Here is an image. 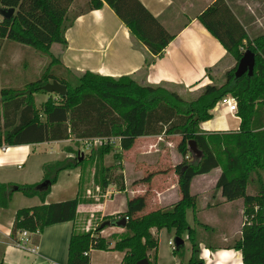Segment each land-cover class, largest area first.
I'll list each match as a JSON object with an SVG mask.
<instances>
[{"label":"trees","instance_id":"1","mask_svg":"<svg viewBox=\"0 0 264 264\" xmlns=\"http://www.w3.org/2000/svg\"><path fill=\"white\" fill-rule=\"evenodd\" d=\"M76 0H0V7H13L8 17L0 16V38L10 39L32 47L50 56L42 73L22 87L0 88V143L61 139L69 134L75 138H108L118 136L119 147L125 148L132 138L140 134H178L175 144L181 159L175 163L178 198L166 207H155L136 214L144 207L142 194L126 197V209L116 217L126 216L124 230L111 248L123 250L122 264H135L142 257L155 264L157 238L150 227L173 228L178 236L184 230L192 239L185 219V209L195 203L189 192L191 177L219 167L214 187L225 200L243 198L245 222L240 234L232 240V247L241 249L243 264H264V192H248L254 174L264 169V35L249 38L243 24L225 0H212L197 14L199 21L232 53L235 62L225 71L223 82L212 79L196 88L197 94L186 99L163 82L139 83L131 74L110 76L88 70L78 74L63 73L59 60L49 49L51 42L65 44L63 32L77 11L99 7L105 2L128 28L129 34L145 45L151 55L161 52L172 34L160 24L139 0H86L82 7L70 13ZM78 1V0H77ZM244 39H246L244 41ZM254 51L255 62L251 73L235 76L242 49ZM150 61L144 58L146 65ZM210 67H206L209 78ZM47 79H56L66 86L63 95L47 97L39 107L34 104L33 93L42 88ZM46 92V91H45ZM224 94H231L237 103L240 127L236 131H202L198 123L210 117L209 109ZM193 139L199 150L196 155L188 150L187 140ZM107 140L90 148L89 155L101 159L109 151ZM117 156L118 154H114ZM186 155V156H185ZM83 156L50 160L42 164V177L47 184L38 182L15 183L0 181V207L7 206L13 190L24 195H37L40 203L15 209L9 235L17 229L37 232L44 225L73 219L81 194L62 200L43 202L49 185L60 169L80 166ZM81 168V166H80ZM112 165L95 167L92 180L104 187L110 179L122 188L121 174H109ZM257 207L255 208V206ZM114 217L104 216L105 219ZM95 231L72 229L67 243L66 264H89L88 249L104 248L107 241ZM182 243L174 246L177 253ZM196 244L191 240V257L186 264L201 261L196 256ZM0 264H3L0 261Z\"/></svg>","mask_w":264,"mask_h":264},{"label":"crops","instance_id":"2","mask_svg":"<svg viewBox=\"0 0 264 264\" xmlns=\"http://www.w3.org/2000/svg\"><path fill=\"white\" fill-rule=\"evenodd\" d=\"M85 1L81 0V4ZM139 1L172 34L160 53L151 55L145 45L129 34L128 28L111 7L102 2L97 8L76 12L71 24L63 32L64 45L59 42L50 43V51L59 60V70L63 73L69 70L73 74L85 70L110 76L131 74L139 83L163 82L166 86L179 85L196 89L210 81L206 67L213 68L217 64L235 62L232 53L227 52L222 43L197 18L198 12L212 0ZM225 2L243 24L249 38L264 35V0ZM4 39L0 40L1 45ZM8 40L19 43L22 48H28V44ZM145 57L150 59L146 65ZM33 97L35 106L39 107L47 95L38 103L34 93ZM209 112L210 117L198 123L202 131L226 132L239 129L240 116L229 110L220 98ZM178 138L179 135L173 133H138L125 148L119 147V170H113L109 178L112 177L111 174H121L122 188H118L113 179H110L101 188L100 198L88 203H77L76 216L73 219L49 223L37 232H29L27 245L33 246L32 251L15 246L13 240L17 233L10 236L9 231L15 209L38 204L40 199L37 195L27 196L19 190H13L7 206L0 207V261L3 264H66L67 243L72 229L98 227L91 234L102 236L107 241V246L90 247L89 264H122L124 251L113 249L111 245L124 227L113 223L104 224L102 227L98 225L105 219L104 216L116 217L118 212L125 211L127 196L143 195L144 207L136 214L155 207L169 206L178 198L176 173L172 168L181 159V155L173 147ZM84 139L86 138H75L69 134L61 139L18 144L1 142L0 145L3 144L6 149L0 150V167L14 165L19 171L1 173L0 181L38 182L42 177L44 162L68 156L71 154L69 146L77 140L80 149L84 150ZM219 172V167H213L208 172L191 177L189 192L193 184H196L198 189L195 191L204 195L210 185L211 192L208 195H214L215 200H204L203 196L197 207H188L189 213L187 218L185 213V219L191 229L192 239L188 238L186 231L184 236L190 242V249L191 240L195 242L196 256L201 259V264H243L241 249L232 247V240L240 234L242 225L250 222V219L245 218L243 198L225 200L214 187ZM255 179L258 182H255V186L260 187V192H264V169L260 170L259 175L254 174L252 181ZM94 188L97 189V185L92 184L90 178L81 180L79 165L63 168L49 185L43 202L71 198L77 191L84 194L83 190L90 192ZM197 192L190 193L196 197ZM162 228L150 227V231L155 235ZM182 240L183 244L184 238ZM183 256L184 260H178L175 255L171 259H174V264H186L190 260L191 250Z\"/></svg>","mask_w":264,"mask_h":264},{"label":"rangeland","instance_id":"3","mask_svg":"<svg viewBox=\"0 0 264 264\" xmlns=\"http://www.w3.org/2000/svg\"><path fill=\"white\" fill-rule=\"evenodd\" d=\"M83 5H81V0L80 1H75L74 4L70 5V13H74L75 11H77V9L79 7H82ZM252 36V33H250ZM0 40H3V38H0ZM5 41L2 43V45L0 44V88L1 87H7V86H12V87H17L20 88L23 86V84L27 81L33 80L36 77H38L43 70L40 69L43 67L42 64H44L46 66L47 62L50 60V56L47 55L46 53L31 47L28 45V48L24 47H20V45H18L19 43H12L11 41H9L8 39H4ZM12 43V44H11ZM54 44H51V47L53 48ZM244 45H242L239 49L244 50ZM53 51L55 52L56 49L54 48ZM51 61V60H50ZM234 64V62H233ZM231 62H229L227 65L223 64H217L215 67L211 68L209 70V74L211 75V78L214 82L216 83H220L223 82L225 79V71L231 67L233 65ZM44 66V67H45ZM44 67L42 69H44ZM51 79H47V81H50ZM22 81V82H21ZM12 83V85H10ZM18 84V85H17ZM169 89L174 90L177 94H179L180 96L186 98V99H191L193 97L196 96L197 91H195L196 89H189L185 86H177V85H168L167 86ZM35 98H37L36 102L38 103L39 100H41V98L45 95H47V97H53L57 98L58 95L54 92H45V91H35ZM231 95V94H229ZM108 145L110 146L109 151L106 153H110V155H105L106 153H104L101 157V159H96L93 158V155L90 156L89 152H90V148L94 147V144H96L97 142H91L90 144H88L87 147H84L81 150L79 147V143L78 140L75 141L74 143H71L70 147V151L71 154H69L68 156L72 157L74 155H79L82 154L83 156V160L80 163L81 166V180H87L88 178L91 179V183L94 184L95 182H93L92 180V174L93 171L95 169V167L102 165V166H108V165H112L111 170H115L116 172L119 170V159H120V150H119V146H118V142L119 139H116L114 141H107ZM82 147V146H81ZM173 147L176 150L175 144H173ZM52 149L54 148V145H52L51 147ZM45 149H47V146H45ZM48 150V149H47ZM68 151V150H65ZM177 151V150H176ZM114 154H118L117 156H114ZM172 167V166H171ZM174 168V167H172ZM263 170V169H261ZM19 171V168L14 166V165H4L2 167H0V177L1 173H13V172H17ZM113 172V171H112ZM253 180V179H252ZM249 183L247 190L252 192V193H257L260 189V187L258 188V186L256 187V183L257 182L255 179L254 181H252ZM258 183V182H257ZM97 185V184H96ZM207 190L205 191L204 195L200 194V192L195 191L196 189H198V187H196V184L192 186V190L190 192H197V196L195 197V203L194 206L197 207L199 205V203L202 202V198L204 196V200H215L214 199V195H208V193L211 192V189L209 188L210 185L207 186ZM212 188V187H211ZM213 191V190H212ZM92 192V193H91ZM100 192H101V187H99L97 185V189H93L92 191L88 192V191H84L81 194L82 200L79 202H92L97 198H100ZM207 194V195H206ZM96 195V196H95ZM257 206V205H256ZM256 208V207H255ZM185 213H186V218L188 217V213H189V208L185 209ZM245 213V212H244ZM245 218L248 219L249 216L247 213H245ZM97 223L95 222L94 225H96ZM76 228V227H75ZM162 228V227H161ZM78 230H85V229H79L76 228ZM90 230L95 231L96 229H92V228H88ZM87 230V229H86ZM176 234L174 233V229L173 228H162L160 231H156L155 236L157 238V244H156V248H157V256L155 257V264H174V259H171L172 255H175L176 258L179 260H184V256L183 254H187L188 251H190V242L188 240V238L185 235V231L183 230L181 232L180 237L184 238V243L182 244V246L180 247L179 251L177 253L172 252V248L167 244V240L170 239L173 241V238Z\"/></svg>","mask_w":264,"mask_h":264},{"label":"water","instance_id":"4","mask_svg":"<svg viewBox=\"0 0 264 264\" xmlns=\"http://www.w3.org/2000/svg\"><path fill=\"white\" fill-rule=\"evenodd\" d=\"M13 12V7H0V16L3 17H8L12 14ZM254 62H255V54L254 51L251 49L247 48L243 51L242 55L240 56L236 69H235V76H239L243 74L244 72L251 73L254 67ZM42 88L46 92H54L58 95H63L66 91V86L64 83L56 80V79H51L50 81H46L43 83ZM187 146L188 150L190 152L195 153L196 155L199 153V150L197 149L194 140L193 139H188L187 140ZM82 157V154L79 155V158ZM47 184V180H41L38 182L37 186L38 187H43ZM262 210H263V216H264V198L262 200ZM125 222V217L120 216V217H112L109 219H104L99 223V227H102L104 224L107 223H113L116 225L124 226ZM183 242L182 238L178 235H175L173 238V243L174 246H177ZM135 264H148L147 258L142 257L136 260ZM195 264H201V261H197Z\"/></svg>","mask_w":264,"mask_h":264},{"label":"built area","instance_id":"5","mask_svg":"<svg viewBox=\"0 0 264 264\" xmlns=\"http://www.w3.org/2000/svg\"><path fill=\"white\" fill-rule=\"evenodd\" d=\"M220 100L222 102H224L227 106V108L231 111H234L236 112L237 110V103H236V99L234 96L232 95H229V94H224L220 97ZM119 137L118 136H111V137H108V138H100V137H93V138H86L84 139V147H87L88 144H90L91 142H99V141H114L116 139H118ZM3 149H6V147L1 144L0 145V150H3ZM126 217V216H124ZM16 233H17V236L16 238L13 240V243L15 244V246H18V247H21V248H25L27 250H30L32 251L34 248L33 246H30V245H27V242L29 240V231L26 230V229H17L16 230ZM167 243L169 244V246L171 248L174 247V243L172 240H168Z\"/></svg>","mask_w":264,"mask_h":264}]
</instances>
